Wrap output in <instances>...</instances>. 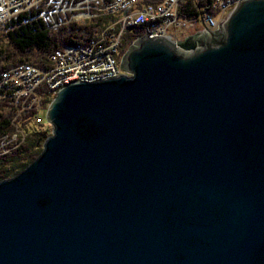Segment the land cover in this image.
I'll list each match as a JSON object with an SVG mask.
<instances>
[{
    "label": "water",
    "instance_id": "95a60500",
    "mask_svg": "<svg viewBox=\"0 0 264 264\" xmlns=\"http://www.w3.org/2000/svg\"><path fill=\"white\" fill-rule=\"evenodd\" d=\"M121 69L60 89L0 181V264H264V0Z\"/></svg>",
    "mask_w": 264,
    "mask_h": 264
},
{
    "label": "built area",
    "instance_id": "2783aa9c",
    "mask_svg": "<svg viewBox=\"0 0 264 264\" xmlns=\"http://www.w3.org/2000/svg\"><path fill=\"white\" fill-rule=\"evenodd\" d=\"M182 1L0 0L1 23L24 11H27L30 20L43 19L54 30L104 16L115 18L96 37L65 45L49 53L42 64L27 62L6 70L11 71V78L0 79V99L2 97L11 105L13 103L16 114L12 120L13 134L0 137V155L25 141V133L17 125V117L25 111L34 110L37 112L36 119L41 120V111L45 109L42 94L45 88L56 94L72 82H98L121 76L118 54L127 28L142 25L144 35L164 36L179 42L181 38L171 31L172 28L189 30L202 22L205 33L217 30L228 18V11L231 12L243 0H194L201 6L202 12L193 19L181 15ZM33 7L34 12L28 11Z\"/></svg>",
    "mask_w": 264,
    "mask_h": 264
},
{
    "label": "trees",
    "instance_id": "16d2710c",
    "mask_svg": "<svg viewBox=\"0 0 264 264\" xmlns=\"http://www.w3.org/2000/svg\"><path fill=\"white\" fill-rule=\"evenodd\" d=\"M181 15L193 19L201 15V6L194 0H183ZM28 14H21L9 22L0 24L3 39L0 41V74L22 63L42 64L47 55L56 52L65 45L76 41H88L96 37L102 29L113 22V17H100L84 24L73 23L61 30L51 29L43 19L28 20ZM144 34V27L133 26L126 29L120 45L118 60L128 51L134 41ZM45 108L49 106L55 93L43 90ZM8 104L0 99V137L13 134L12 120L16 114L6 116L2 113ZM12 110V109H11ZM13 111V110H12ZM34 110L25 111L17 117V125L25 133V141L17 148L0 155V180L16 175L26 169L43 151L44 143L52 135V127L40 115L36 119ZM1 153V151H0Z\"/></svg>",
    "mask_w": 264,
    "mask_h": 264
},
{
    "label": "rangeland",
    "instance_id": "374dc122",
    "mask_svg": "<svg viewBox=\"0 0 264 264\" xmlns=\"http://www.w3.org/2000/svg\"><path fill=\"white\" fill-rule=\"evenodd\" d=\"M34 7L31 9V10H28V11H33L34 12ZM27 11H24V12H22V14H25ZM230 13V11H228V14ZM28 14V13H27ZM14 16H16V15H14ZM19 16V15H18ZM18 16H16V17H18ZM29 18H27V19H25V20H30V16H28ZM12 20V19H11ZM31 20H34V19H31ZM7 22H9V21H7ZM0 24H1V22H0ZM4 23H2V25H3ZM77 24H79L80 25V23H77ZM82 25V24H81ZM69 25H67V26H63V27H61V28H59V30H61L62 28H66V27H68ZM1 27L2 26H0V41L2 42V43H6L7 44V39H3V31H1ZM203 28H204V26H203V24H202V22H198L194 27H192L191 29H189V30H186V29H175V28H172L171 29V31H173V32H175L176 33V35L177 36H180V40L179 41H181V40H184L185 38H187L188 36H190V35H195V34H197V33H200V32H203L202 30H203ZM146 34V33H145ZM124 35V34H123ZM144 35V34H143ZM142 35V36H143ZM45 61V60H44ZM122 61V60H121ZM121 61H120V66H121ZM43 63V62H42ZM38 64V63H37ZM40 64V63H39ZM121 71H122V73L121 74H124L125 73V71H124V69H121ZM0 77L1 78H5V79H10L11 78V71H3L1 74H0ZM56 95V94H55ZM1 101L2 102H5L6 104H8V108H4L3 109V111H2V113L4 114V115H6V116H8V115H10V114H12L13 113V111L12 110H14L13 108H12V105H14L13 103H12V105H11V103H9L8 101H5V99H2V97H1ZM44 105H45V103H44ZM43 105V106H44ZM12 109V110H11ZM46 113H47V109L45 108L44 109V111H41V116H42V118H44L45 119V121H47V118H46ZM49 123V122H48ZM49 125L52 127V133H53V126L49 123ZM1 143V142H0ZM13 146V145H12ZM43 149H44V147H43ZM19 174V173H18ZM18 174H16V175H18ZM16 175H11L10 177H8V178H6V179H10V178H13V177H15ZM6 179H2V180H0V181H3V180H6Z\"/></svg>",
    "mask_w": 264,
    "mask_h": 264
},
{
    "label": "bare ground",
    "instance_id": "6f19581e",
    "mask_svg": "<svg viewBox=\"0 0 264 264\" xmlns=\"http://www.w3.org/2000/svg\"><path fill=\"white\" fill-rule=\"evenodd\" d=\"M226 20H227V19H226ZM226 20H225V21H226ZM217 30H218V29H217ZM212 31H216V30H212ZM154 37H155V36H154ZM167 38H168V37H167ZM168 39H169L170 41L176 43V41H174V40H172V39H170V38H168ZM0 79H5V78H1V77H0Z\"/></svg>",
    "mask_w": 264,
    "mask_h": 264
}]
</instances>
